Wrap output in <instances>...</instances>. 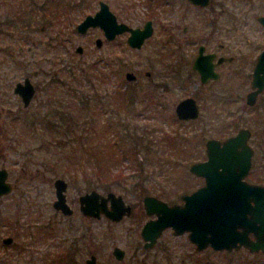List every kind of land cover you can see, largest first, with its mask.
Here are the masks:
<instances>
[{"label": "flooded vegetation", "instance_id": "1", "mask_svg": "<svg viewBox=\"0 0 264 264\" xmlns=\"http://www.w3.org/2000/svg\"><path fill=\"white\" fill-rule=\"evenodd\" d=\"M93 1H96L95 9L92 12H86L83 17H79L81 10L85 7L90 8V4H92ZM101 2L105 4L107 10L113 15L115 23H122L126 28L119 32L110 33L111 36L110 34L107 36L103 28L98 24L88 25L83 31L81 30L79 25L82 19L87 15H94L95 12L99 11ZM121 2L120 15H122V17L117 14L118 12H113L105 0H0V70L4 66L9 65L12 71L17 70L18 72L23 67L31 65L33 63L31 61H33L34 58V52L32 51L34 50V47L36 48L38 45L41 47L53 46L51 43L53 36L49 35L47 32L57 24L60 25L62 30L64 25L70 24L71 31L74 33V41L69 39V43H64L66 46L62 44L65 51L69 54L71 49L72 52H70L72 53V56H75V54H81L83 50L82 46L78 43L73 44L76 40L75 36L77 35L79 37L85 35L91 30L90 33L93 34V46L100 54L96 59L91 61L89 67L96 69L98 62L103 63L106 68V72L102 74L104 80L108 77V73L112 76L113 67H117L119 70L118 66L120 63L125 64V58L123 56L113 55L112 48L114 42L118 45L121 43L122 49L127 48L129 50L138 51L146 44V42L153 40L152 55L154 57L152 58L150 54L146 58L147 61L154 64L151 66V69H140L137 72V70L132 68H124L125 70L123 69L122 75L120 76V73L117 75L119 80L117 88L121 89L120 85H123L124 89H128V91L130 89V94H134L133 96L127 94L128 96L126 97V103L131 107L133 114H144L146 109L143 110V108L146 106L145 103L147 102L149 106L153 105L157 110L156 115H153V117L159 121H169L171 124L191 123L200 116L201 95L208 100L211 99L210 106L216 110L215 112L218 117L219 114L222 115V104H226L227 110H225L223 105V112L226 113L230 111L228 103L238 102V100H243L242 106L236 108H242V112L254 108L256 109L257 105L260 103L264 107V87L258 91L256 85H251L253 66L256 63L258 53L264 48V0H121ZM76 17H78L77 20L75 19ZM145 28L148 29V35L143 37L139 44H130V29L144 30ZM36 32H45L44 40L35 38L34 35L37 34ZM135 38L136 37L134 36L132 37L133 40H135ZM225 41H231L232 44H228ZM103 47L105 48V51L104 53H101V48ZM230 48L233 49V53H228ZM12 49H14L15 54ZM23 49L26 52L31 50L29 62L19 58L21 56L24 58V54L22 53ZM95 55L98 54L95 53ZM65 61L71 62L68 60V57ZM115 61L117 64L114 66L113 64ZM134 63L137 65L142 64V62H139L138 60ZM209 64L211 69L208 68ZM71 66L72 68L68 70L66 80L65 76H62L57 68L45 70L42 66H37L34 70H26L13 80L14 83L10 90L11 94L17 96L21 102V106L26 108L35 98L36 93L39 92L41 94V105L37 106L33 113L43 112L45 121L53 119L55 114H58L59 111L68 110L71 105L75 107L74 111L78 110L82 98L89 99L90 104H92L93 113L91 116L93 117L94 125L97 120L96 116L99 114L104 115L107 121H113V109L115 105L121 103L118 101L120 97L114 96V94H108L107 96L106 94L104 96L100 95L96 92L94 81L92 79L90 80L91 83L89 84V89H92L95 92L80 94L81 88L79 75L73 70L74 67L77 66V63H73ZM246 67H251L250 71L242 72L243 68ZM199 70H203L204 73L209 74L215 73V75L205 74L204 79H202ZM34 75H41V82H34L32 80V76ZM25 78H27L32 85L34 92L29 101L24 105L21 96L14 91V86L18 82H23ZM176 91L179 94L186 95L175 102L172 108L168 107L160 100L162 94H172ZM242 91L243 96H241ZM247 94H252L250 103L247 99ZM146 95L147 97H145ZM188 97L193 99L197 108V114L194 117L179 118L175 113V106L182 99ZM60 104H65L67 108L62 107ZM45 107L47 108L45 109ZM49 107H54L56 112L50 113L48 110ZM59 107H62V110H60L61 108ZM97 107L102 113H95V108ZM115 108L119 109L116 106ZM161 109H164L166 114H172L173 119L162 118L160 112ZM236 109L233 108L236 113H242L240 110ZM124 111L125 110L121 111V113H124ZM37 115L38 114H33V116ZM221 118L223 117L221 116ZM77 121V124L80 125V117ZM218 121L219 123L217 122L218 126L216 127V132L222 133L224 130V124H221V120ZM106 123L109 124L108 122ZM209 127L212 128L213 124L209 123L208 128ZM241 127L245 126H237L236 130ZM153 128L155 129V127ZM156 128L158 129L160 127ZM173 128V132L165 133L174 134L176 131L180 135L185 136L184 139L181 138L180 140L183 143H180V145H182L183 148L185 147L180 156L184 159L194 158L190 163L205 159L204 143L208 138L222 140L224 137L236 132L235 130L233 133H227L219 138H204L203 133L208 129L206 128L199 137L198 143L193 147V144L190 143V139L187 135L177 131L176 128ZM245 128L249 131L247 143L252 149L250 167L245 176V180L250 183L264 186V140L259 139L257 143H250L251 131L248 127ZM168 130H171V128ZM254 168L256 170H254ZM0 169L5 170L6 176L4 180L10 186V189L7 192L0 194V204H2L3 200L11 194L14 183L7 179L8 171L6 168L0 166ZM189 173L193 177L200 179V184H202V177L196 176L191 172ZM250 174L251 176L254 175L251 180L247 178ZM65 182L66 189L64 191V196L66 203L71 208V212L69 214H63L61 211L55 209L53 207L55 196L51 202V206L54 210L53 212L59 215L60 219L71 223V218L75 215V208L83 220H97L104 217L100 216L99 218H92L81 214L78 208V196L81 193L77 195L76 203H74V198L71 199L66 194L67 181L65 180ZM197 186L186 192H190ZM186 192H181L178 195V198L182 193ZM259 201L261 202L260 205H262L264 202V195L259 197ZM250 203L251 205H254L253 201ZM129 206L130 214L132 207L130 204ZM19 208L20 206L15 199L11 202L3 203L0 207V235L3 233L1 229L2 226H6L5 231H11L10 235L4 234L0 237V264H26V262H31L30 264H33L32 261H29V258L28 261H22L20 254L27 251L28 248L24 243H17L15 241V236L18 235L17 232L15 233V229L17 227L23 228L18 222ZM246 216H249V214L247 213ZM105 219L111 223L121 220L111 221L110 219ZM54 223L55 219H50L40 227L37 226L36 240L43 239L46 236L53 234V231L55 230ZM70 223L66 224L67 229L71 228ZM83 229V235L80 233L78 236H73V238L70 239L68 244L69 247L63 250L64 244L62 243V245H60L54 258L51 259L50 264H57L58 260L63 262L62 264H77L74 259L78 249L77 244L85 238L91 240L93 236L90 227H84ZM166 229H170L171 234L176 235L172 233L171 228L166 227L161 231L151 247H143V240L139 233L141 239L140 249L147 251L153 248L161 237L163 231ZM237 230L241 231L242 228L237 227ZM28 231H30V228ZM183 233L186 235V232ZM247 236L249 239L255 240V235L252 231H249ZM6 238H9V240L4 241ZM192 245L194 248V244ZM115 246L122 249V257L120 259L115 258L112 252V249ZM137 248H139V246ZM205 248L210 247L207 246ZM8 249H10V251L6 253L5 250ZM135 250L136 248L133 251L132 263L146 264V262L141 261L144 260L145 257L138 259L139 257ZM210 250L223 254H233L234 252L241 251L243 254L249 256H239L235 264H264V251L261 249L249 250L247 247L240 245L237 248L232 247L230 249L220 250L210 248ZM196 251L199 252L202 250ZM90 255L94 256V264H97V258L92 252L84 258L83 264H85V259ZM111 256L118 262L123 261L125 257L124 248L119 245L112 246ZM40 260L42 263L48 264L46 254H43Z\"/></svg>", "mask_w": 264, "mask_h": 264}, {"label": "rangeland", "instance_id": "2", "mask_svg": "<svg viewBox=\"0 0 264 264\" xmlns=\"http://www.w3.org/2000/svg\"><path fill=\"white\" fill-rule=\"evenodd\" d=\"M105 1L109 4V7L113 12H118L117 14L120 15L121 0ZM95 7L96 1H93L92 4H90V8L85 7L81 10L79 17H83L86 12H92ZM120 17H122V15H120ZM75 19L77 20L78 17ZM90 32L91 30L85 35L79 37L77 35L75 36L76 40L73 44H80L83 50L81 54H75V56H72V50L70 49L71 52L69 51L68 54L62 45L64 43H69V39L73 40L74 33L71 31V26L70 24L64 25L62 30L60 25L57 24L47 32L49 35L53 36L51 40L53 46L41 47L38 45L36 48L34 47V50H32L34 52V58L33 61H31L33 62L31 65L23 67L18 72L17 70L12 71L9 65L4 66L0 70V73L2 74H0V166L6 168L8 171L7 179L14 183L11 194L3 200V203H8L15 199L20 206L18 222L23 228L17 227L15 229V233H18V235L15 236V241L17 243H24L28 248L27 251L20 254L22 261L25 262L30 259L29 261H32L33 264H44L40 259L43 254H46L47 263L50 264L51 259L54 258L60 245H62V243L64 244L63 250L69 247V241L73 236H78L80 233L82 235L84 234V227H90L93 236L91 240L85 238L77 244L78 249L74 256L77 264H83L84 258L91 252L95 254L97 264H133L132 256L135 248L139 257L138 259L145 257V259L141 261L146 262V264H235L239 256H248L241 251L234 252L233 254H223L213 252L210 248H205L198 252L187 240L185 233L172 235L170 229L163 231L161 237L153 248L147 251L140 249L141 239L139 236V228L147 216L144 214L141 205L142 195L137 189L139 190L141 185L150 187L152 192H158L161 189L166 194L164 198H161L168 203H171L179 201L178 195L184 190L183 188H193L201 182L190 175L187 170L188 164L193 161L194 158L184 159L180 155L177 156L173 153L170 154L172 151H169L168 148L164 151L166 154L164 153L163 155H168V158H164L165 160L168 159L167 165L172 164V166L170 169L166 166L169 171H167V168L165 167L166 170L163 174L158 172L163 169L166 164L164 166L162 165V168L160 169L158 163L153 162V158L150 157V154H152L151 151L156 149V146L154 145L151 147V151H148L146 154L147 158H150L152 163L149 164L145 162L140 172H138L135 167H132L131 164H128L125 159L113 168L114 171L119 169L122 170V173L126 178L122 182L121 187H118L119 190L111 191L120 194L132 207L131 213L128 216L123 217L120 221L111 223L104 217L97 220H83L75 208L76 205L74 207L75 215L71 218V223L60 219L59 215L53 212L54 210L51 206V202L54 198L52 187L53 179L59 176L67 181L66 194L69 198H74V203H76V198L79 193L92 188L90 186L91 179L89 180L88 174L91 175L90 172L93 167V162H85V155L82 156L78 151L74 153L68 145L62 148L61 146L51 143V140H54L56 135H59L56 133L54 134V132L50 133V129L48 128L43 129L42 126L40 127L38 121L32 122L36 118L33 114H38L37 116L39 117L44 115L43 112L33 113L36 110V107L41 105V94L37 92L35 98L30 102L28 107L23 108L18 97L11 94L10 90L14 83L13 80L19 74L26 70H34L37 66H42L45 70L57 68L62 76H65L66 80L68 70L72 68L71 65L77 63V66H75L73 70L79 75L80 88L82 89L88 86L86 79L90 76L94 81L96 92L102 96L105 94L107 96L108 94H113V91L118 87L119 80L117 75L120 73L121 76L124 68H132L138 72L140 69H151V66L154 65L146 60L147 56L150 54L152 58L154 57L152 55L153 40L146 42V44L138 51L129 50L127 48L122 49L121 43L118 45L114 42L112 48L113 55L123 56L125 58V64L120 63L118 66L119 70L117 67L112 66V76L108 73V77L104 80L102 74L106 72V68L103 63L98 62L96 69L89 67L91 61L96 59L100 54L93 46V34ZM36 33L37 34L34 35L35 38L44 40L45 32ZM225 42L232 44L231 41ZM64 46L66 45L64 44ZM24 49L22 52L24 58H22V56L19 58L29 62L31 50L26 52ZM12 51L15 54L14 49H12ZM104 51L105 48H101V53H104ZM95 53L98 55H95ZM228 53H233V49L230 48ZM67 57L71 62L65 61ZM137 60L142 62V64H135L134 62ZM116 64L117 62L115 61L113 65L115 66ZM78 65L80 66V69ZM250 68L251 67L243 68L242 72L250 71ZM84 73L89 74V76H85ZM82 75L85 78H83ZM40 78H42L41 75L32 76L34 82H41ZM120 87L121 89H124L123 85H120ZM93 91L94 90L92 89H88L87 93L89 94ZM184 95L186 94H179L176 91L172 94H162L160 100L165 105L172 108L175 102ZM241 96H243V91ZM207 100L208 99L201 95L200 116L191 123L171 124L169 121H159L152 115H149L148 111H146V113L144 112V114L140 113L137 116L129 115V117L127 116V119L130 123L137 124L138 127H155L152 135L149 137L156 141V143L158 142L157 139H160L165 132H173L172 128L174 127L177 131L187 135L190 139V143L193 144L194 147V145L198 143L203 130L208 128L209 123H212L213 127L206 129L203 133L204 138H219L227 133H233L237 126H245L251 131L250 143H257L259 139L264 140V107L261 103L257 105L256 109L254 108L242 112V108H236L242 106L243 100H238V102L234 103L229 102L228 108H230V113L226 111V113L223 112V109L225 108V110H227V107L226 104H222V115L219 114L218 117L215 112L216 110L210 106L211 99ZM46 108L47 107H45V109ZM233 108L240 110L242 113H236ZM48 110L50 113L56 112L54 107H49ZM98 111L99 113H102L100 112V109L95 110V113H98ZM207 113L209 114V117ZM221 116L223 118H221ZM104 117L105 116L101 114L96 116L99 121H102ZM113 120L115 121L114 117ZM218 120H221V124H224V130L222 133L216 132V127L218 126L217 122L219 123ZM204 122H207L208 124ZM30 123H33V125ZM85 126L88 125L86 124ZM156 127L160 128L157 129ZM170 128L171 130H168ZM63 139L69 140L68 136ZM163 143L164 142H158L156 154H159L160 152L158 151H162V148L166 147ZM137 157L138 160H141L143 157L142 160L144 161L146 158H144L141 152L137 153ZM78 160H81V169L87 171V177H83L80 170L78 172L75 171L76 164L74 165V162ZM254 170L256 169L254 168ZM253 177L254 175L251 176L250 174L247 178L251 180ZM94 189L105 193V191L99 188ZM3 203L0 204V207ZM50 219H55V230L53 231V234L46 236L43 239L36 240V229ZM68 223H70V229H67L66 227V224ZM28 227L31 232L28 231ZM1 229L3 233L0 237L4 234H11V231H5L6 226H2ZM114 245H119L125 250V257L121 262L116 261L111 256V248ZM138 246L139 248H137ZM9 251L10 249L5 250L6 253ZM30 263L31 262H26V264ZM62 263L63 262H60L59 260L57 261V264Z\"/></svg>", "mask_w": 264, "mask_h": 264}, {"label": "water", "instance_id": "3", "mask_svg": "<svg viewBox=\"0 0 264 264\" xmlns=\"http://www.w3.org/2000/svg\"><path fill=\"white\" fill-rule=\"evenodd\" d=\"M95 24L100 25L107 36L126 28L122 23H115L113 15L102 2L99 11L94 15L85 16L79 26L83 31L88 25ZM130 32V44H139L142 38L148 35L147 28L130 29ZM133 36L136 37L135 40L132 39ZM208 68L211 69L210 64ZM199 71L202 79L205 74H209L203 70ZM251 76V85H256L258 91L262 89L264 48L257 55ZM14 91L21 96L25 105L34 89L25 78L23 82L16 83ZM247 99L250 103L252 94H247ZM175 113L179 118L194 117L197 108L193 99L190 97L182 99L176 104ZM248 137V129L241 127L222 140L208 138L204 143L205 159L194 161L187 167L189 172L202 177L203 182L190 192L182 193L179 202L168 203L152 194L142 195V208L148 216L139 232L143 247H151L161 231L169 227L176 235L186 232L187 239L194 244L196 250H202L207 246L220 250L243 245L249 250L264 251V202L260 205L259 201V197L264 195V186L245 180L252 154V149L247 143ZM5 176V170L0 169V194L10 189L4 180ZM53 187L55 196L53 207L63 214H69L71 208L64 196L65 180L55 178ZM251 201L254 205H251ZM78 208L83 215L92 218L104 216L111 221H118L130 212L129 204L120 194L113 191L102 193L94 188L78 196ZM247 213L249 216H246ZM237 227H241L242 230L238 231ZM249 231L254 233L255 240L248 238ZM8 240L9 238L4 239ZM112 252L115 258L122 257V249L118 246L113 247ZM85 264H94V256L86 258Z\"/></svg>", "mask_w": 264, "mask_h": 264}, {"label": "trees", "instance_id": "4", "mask_svg": "<svg viewBox=\"0 0 264 264\" xmlns=\"http://www.w3.org/2000/svg\"><path fill=\"white\" fill-rule=\"evenodd\" d=\"M84 75L89 76V74L86 73H84ZM82 77L85 78L83 75ZM86 80L88 82V88H82L80 90V94H88L89 84L91 83L90 76ZM130 92V89L128 91V89L121 90L120 88L113 91L114 96L120 97L118 101L121 102V105H115L119 109H116L115 106L113 109L112 115L115 118V121L113 120L109 122L106 120V117H104L102 121L97 120L94 125L93 117L91 116L93 113L92 104H90L89 99L85 98H82L78 110L74 111L75 107L71 105L68 110L59 111L58 114H55L53 119L45 121L44 116H34L36 118L32 121H38L40 127L42 126L43 129L48 128L50 129V133L54 132V134L56 133L59 135H56L55 139L51 140V143L61 146L62 148L68 145L74 153L78 151L79 154H82V156L85 155V162H93V167L90 172L91 175L88 174L89 180L91 179L90 186L92 188H99L105 192L109 190H119L118 187H121V184L125 180L126 176L123 175L122 170L119 169L114 171L113 168L125 159L128 164H131L132 167H135L136 170L140 172L145 162L149 164L152 163L151 159L149 158V160L146 154L148 151H151V147L153 145L156 146V149H154V151L152 150V154H150V157L153 158V162H157L160 169L162 168V165L164 166L166 164L163 169L159 170L158 173L161 174L165 172L166 166H168L169 169L172 166V164L167 165L168 159L165 160L164 158H168V155H163L166 148H168L169 151H172L170 154L173 153L177 156L180 155L185 148L180 145V143L183 144L180 140L181 138H185L184 135H180L176 131L174 134L164 133L160 139H157V141L164 142L163 145L166 147H163L162 151H158L160 153L156 154L158 142L156 143V141L149 137L152 135L154 128L152 126L138 127L137 124H132L127 119V116L129 117V115H136L133 114L131 107H129L126 103V97L128 95H134L130 94ZM145 97H147V95ZM145 104L146 106H144L143 110L146 109L149 115H156L157 110L154 106H149L147 102ZM61 106L64 108L66 107L65 104ZM62 107H59L61 108L60 110H62ZM95 109L99 110L98 107ZM123 110H125L124 113H121ZM160 112L162 118L173 119V115L170 113L166 114L164 109H161ZM79 117L81 120L80 125L77 124V119ZM30 124L33 125V123ZM86 124L88 126H85ZM62 135L64 137L68 136L69 140L63 139L64 137ZM139 152L143 154L144 158L146 157L145 161L142 160L143 157L141 160H138L137 153ZM74 165L76 172L80 170L82 176L87 177V171L81 169V160L74 162ZM167 171H169L168 168ZM183 189L184 190L182 192H186L190 190L191 187ZM137 191H139L141 195L150 193L160 198H164L166 196L164 191L161 189L158 192H152L150 187H145L144 185H141Z\"/></svg>", "mask_w": 264, "mask_h": 264}]
</instances>
